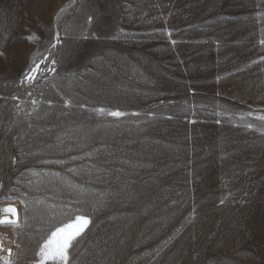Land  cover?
<instances>
[{
  "label": "rangeland",
  "instance_id": "374dc122",
  "mask_svg": "<svg viewBox=\"0 0 264 264\" xmlns=\"http://www.w3.org/2000/svg\"><path fill=\"white\" fill-rule=\"evenodd\" d=\"M0 53V264H264V0H0Z\"/></svg>",
  "mask_w": 264,
  "mask_h": 264
},
{
  "label": "snow or ice",
  "instance_id": "6c2138e0",
  "mask_svg": "<svg viewBox=\"0 0 264 264\" xmlns=\"http://www.w3.org/2000/svg\"><path fill=\"white\" fill-rule=\"evenodd\" d=\"M63 11V9L61 10ZM26 39L31 40V37H27ZM59 34L57 33V43H59ZM55 46V45H53ZM3 55V53H0ZM53 64L56 63L55 60L52 61ZM54 70V69H53ZM40 71V65L35 64V66L31 69V72L38 73ZM28 80H34L35 77L31 75V73L26 77ZM101 111H103L101 109ZM112 116H122L124 113L115 111L109 113ZM2 211L15 214L16 208L12 206H8L4 208ZM0 223H17L16 220H8L4 218L0 220ZM89 224V219L86 217H77L75 224L66 225L63 228L57 229L56 232L52 234V236L45 242L43 247L40 250L41 262L40 264H45L47 260H59L63 262V264H67L68 260V249L72 246V241L83 232L84 228ZM74 229V230H73ZM10 264V262H8Z\"/></svg>",
  "mask_w": 264,
  "mask_h": 264
}]
</instances>
